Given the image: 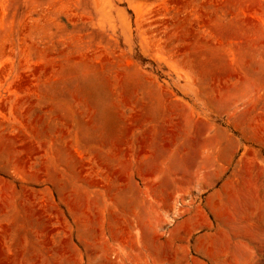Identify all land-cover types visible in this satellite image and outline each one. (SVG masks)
<instances>
[{"label":"rangeland","instance_id":"rangeland-1","mask_svg":"<svg viewBox=\"0 0 264 264\" xmlns=\"http://www.w3.org/2000/svg\"><path fill=\"white\" fill-rule=\"evenodd\" d=\"M0 264H264V0H0Z\"/></svg>","mask_w":264,"mask_h":264}]
</instances>
